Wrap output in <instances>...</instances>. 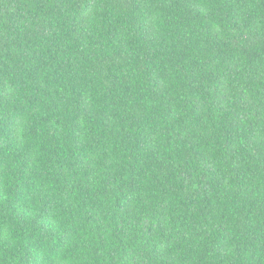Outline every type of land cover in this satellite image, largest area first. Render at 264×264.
Segmentation results:
<instances>
[{"label": "trees", "instance_id": "16d2710c", "mask_svg": "<svg viewBox=\"0 0 264 264\" xmlns=\"http://www.w3.org/2000/svg\"><path fill=\"white\" fill-rule=\"evenodd\" d=\"M0 264H264V0H0Z\"/></svg>", "mask_w": 264, "mask_h": 264}]
</instances>
